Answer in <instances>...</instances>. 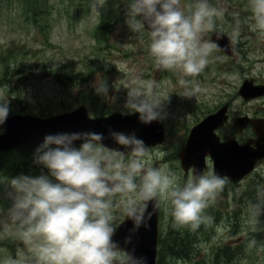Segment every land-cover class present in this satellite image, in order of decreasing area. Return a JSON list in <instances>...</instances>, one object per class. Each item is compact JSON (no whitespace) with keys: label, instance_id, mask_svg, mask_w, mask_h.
<instances>
[{"label":"clouds","instance_id":"obj_1","mask_svg":"<svg viewBox=\"0 0 264 264\" xmlns=\"http://www.w3.org/2000/svg\"><path fill=\"white\" fill-rule=\"evenodd\" d=\"M107 0H93L92 12L100 14ZM126 23L139 36L147 29L148 52L154 66L172 72L181 91L193 98L203 89L194 80L210 63L213 53L220 52L217 42L206 39L216 32L217 39L228 37L233 51L239 43V21L230 31L218 28L224 9L210 0H126ZM247 25L250 32L264 41V0H248ZM223 61L224 57L216 56ZM118 67V66H117ZM96 91L108 98V86L98 77ZM127 99L123 114L139 113L148 124L164 119L161 98L151 82L136 77L125 86ZM9 115L8 99H0V125ZM3 129H0L2 132ZM108 137L122 147H105L103 133L93 131L57 133L45 136L36 149L34 162L49 170L47 175H20L12 178L13 205L0 210V223L17 224L20 239L31 252L30 257L5 259L2 264H146L114 240L117 225L113 211L132 220L133 230L147 227L153 213L166 205L175 230L198 232L202 226H215L217 236L224 233L207 210L224 191L227 179L213 168L206 172H189L185 177L163 160V151H153L134 132L108 129ZM83 142L77 147L74 141ZM255 197L248 201L245 225L252 232L261 229L264 215V183L255 185ZM152 211H148L149 204ZM131 242V236L125 243ZM260 251L255 238L247 250Z\"/></svg>","mask_w":264,"mask_h":264},{"label":"rangeland","instance_id":"obj_2","mask_svg":"<svg viewBox=\"0 0 264 264\" xmlns=\"http://www.w3.org/2000/svg\"><path fill=\"white\" fill-rule=\"evenodd\" d=\"M125 2L107 0L101 13L94 14L93 0H44L37 4L39 9L46 10L43 21L34 24L28 19L26 0H0V78L7 74L10 80L8 84L0 85V99H8L12 114H57L75 109L81 103L90 107L92 95L98 96V107L125 112L128 90L123 86L139 77L151 82L156 94L167 99L163 105L165 118L162 119L167 130L166 139L151 148L166 155L163 160H154V165L167 163L177 172L184 173L176 154L191 127L205 116L227 104L230 122L220 134L237 136L239 133L232 127L236 117H264V97L245 101L239 95L245 79L264 83V41L248 29L246 20L251 14L248 0H210L213 6L224 9L223 17L217 21L218 28L230 31L239 21L240 58L233 60L220 52L213 53L205 70L195 78H189L203 91L196 98H187L178 94L181 88L174 73L154 66L148 52L147 30L141 37L127 25ZM182 3L187 6L192 0H182ZM103 22L109 24V29L105 30L106 41L100 39L99 27ZM211 34L205 38L211 40ZM216 56L224 57L223 61L216 60ZM98 77L108 86L107 99L96 91ZM247 134L238 139L248 137ZM209 167L212 168L211 162ZM258 170L264 178V164H260ZM20 175L42 174L29 169ZM11 179L0 173V210H4L5 216L14 202ZM249 183V179L238 184L228 182L216 205L221 208L229 191H233V197H238ZM236 202L233 201V207ZM161 203L165 218L160 222L165 226L169 217L166 205ZM224 210L227 211L228 206ZM113 216L117 226L125 218L119 210H114ZM219 225L224 228L223 235L217 236L214 230L212 238L202 244V254L212 247L237 245L248 239L250 232H232L226 223ZM19 230L17 224L0 223V264L8 258L31 256L29 248L17 237ZM195 261L181 264H195Z\"/></svg>","mask_w":264,"mask_h":264},{"label":"water","instance_id":"obj_3","mask_svg":"<svg viewBox=\"0 0 264 264\" xmlns=\"http://www.w3.org/2000/svg\"><path fill=\"white\" fill-rule=\"evenodd\" d=\"M211 40L218 43L221 52L237 57L235 52L238 51V44L233 51L228 47L229 40L226 35L217 39L214 32ZM239 94L247 101L264 97V84H255L254 79H246ZM228 120V105H225L191 129L187 142L178 154L185 172L190 170L204 172L208 168V157L213 161V169L233 182L241 181L254 171L257 162L264 158V119L244 116L234 121L238 131L251 125L257 135L255 139H249L244 144H240L236 137L231 136L224 141L221 140L217 130ZM109 127L125 133L134 132L148 147L161 144L165 139V128L160 119L145 124L139 120V113L123 114L121 112L93 117L88 107L81 104L74 110L50 117L8 115L5 123L0 125V129H3L0 132V152H8L27 144H41L48 134L88 131L103 133L105 138L102 143L105 147L123 150L108 137ZM82 142L77 140L74 144L79 146ZM148 211H152L151 203ZM159 221L160 208L153 213L147 227L141 226L138 230L132 231L133 222L125 217L118 225L113 239L135 257L144 258L146 264H157ZM128 236H131V242L126 244L125 238Z\"/></svg>","mask_w":264,"mask_h":264},{"label":"trees","instance_id":"obj_4","mask_svg":"<svg viewBox=\"0 0 264 264\" xmlns=\"http://www.w3.org/2000/svg\"><path fill=\"white\" fill-rule=\"evenodd\" d=\"M44 0H26V12L28 19L34 24H40L43 21L46 10L39 9L37 4ZM107 22H103L99 27L101 41H106L105 30L109 29ZM5 58V57H4ZM10 83L8 75L0 78V85ZM91 112L94 115H103L108 110L105 106L98 107L97 96H91ZM9 114H12V108L9 106ZM39 116H48V113H37ZM38 144H29L11 152L0 153V173L5 177L14 178L27 172L29 169L36 170L39 174H49V170L43 165L34 162V156ZM176 157L178 158L177 154ZM261 174H255L250 177V183L247 188L237 197H233V191L227 193V201L219 208L216 203L210 207L207 212L214 217L215 224L226 223L232 232H241L245 227V217L247 214V205L250 199L255 197V185L263 183ZM228 181V180H227ZM229 182V181H228ZM237 200L236 207L232 203ZM231 205H230V204ZM228 206V210L225 211ZM162 212V222L164 220ZM261 229L256 232L248 230V239L237 245L225 244L212 247L208 253L202 254V244L212 238L215 226L204 227L196 233L187 230H175L172 227L171 219L168 218L167 225L161 223L159 241H158V259L157 264H181L196 259L195 264H264V249L257 251L247 250L249 239L255 238L259 245H264V215L260 217Z\"/></svg>","mask_w":264,"mask_h":264},{"label":"flooded vegetation","instance_id":"obj_5","mask_svg":"<svg viewBox=\"0 0 264 264\" xmlns=\"http://www.w3.org/2000/svg\"><path fill=\"white\" fill-rule=\"evenodd\" d=\"M241 50V49H240ZM117 111V110H116ZM113 111H112V109L108 112V113H106L105 115H109V114H111ZM115 112V111H114ZM124 113V112H123ZM223 130H224V128H223ZM222 130V131H223ZM235 132V131H234ZM247 132L249 133V135L247 134ZM245 134H247L248 135V137H243V139H241L240 140V142L241 143H244L245 141H247L248 139H250V138H253V137H255L256 135H255V132L251 129V128H247V129H245V130H243L242 132H240L239 134H238V136H244ZM226 135H228V134H226V133H223V134H221V136H222V138H224V136H226ZM258 164L260 165V164H264V159H262L261 161H259L258 162ZM256 171H258V169L256 170Z\"/></svg>","mask_w":264,"mask_h":264}]
</instances>
